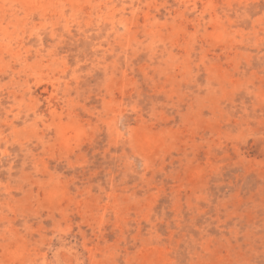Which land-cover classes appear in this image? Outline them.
Masks as SVG:
<instances>
[{
  "label": "rangeland",
  "instance_id": "rangeland-1",
  "mask_svg": "<svg viewBox=\"0 0 264 264\" xmlns=\"http://www.w3.org/2000/svg\"><path fill=\"white\" fill-rule=\"evenodd\" d=\"M0 264H264V0H0Z\"/></svg>",
  "mask_w": 264,
  "mask_h": 264
}]
</instances>
